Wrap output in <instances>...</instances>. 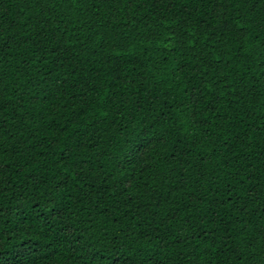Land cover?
<instances>
[{
    "label": "trees",
    "instance_id": "obj_1",
    "mask_svg": "<svg viewBox=\"0 0 264 264\" xmlns=\"http://www.w3.org/2000/svg\"><path fill=\"white\" fill-rule=\"evenodd\" d=\"M0 264H264V0H0Z\"/></svg>",
    "mask_w": 264,
    "mask_h": 264
}]
</instances>
